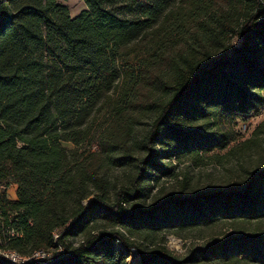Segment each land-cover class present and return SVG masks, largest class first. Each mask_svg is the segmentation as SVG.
I'll use <instances>...</instances> for the list:
<instances>
[{
    "label": "trees",
    "instance_id": "obj_1",
    "mask_svg": "<svg viewBox=\"0 0 264 264\" xmlns=\"http://www.w3.org/2000/svg\"><path fill=\"white\" fill-rule=\"evenodd\" d=\"M83 1L87 9L72 17L59 0H0V247L51 253L43 264L264 261V232L229 235L185 259L160 236L221 219H264V167L226 191L126 207L171 172L159 152L133 153L145 117L156 113L145 147L158 142L173 158L224 146L192 129L197 121L219 110L246 119L259 111L262 0ZM120 3L128 13L116 11ZM240 24L242 43L233 46ZM263 127L232 153L254 144ZM95 142L98 150L87 148ZM130 165L134 185L149 187H122L111 201L105 172ZM4 184L17 186L15 198ZM132 249L138 259L129 262Z\"/></svg>",
    "mask_w": 264,
    "mask_h": 264
},
{
    "label": "rangeland",
    "instance_id": "obj_2",
    "mask_svg": "<svg viewBox=\"0 0 264 264\" xmlns=\"http://www.w3.org/2000/svg\"><path fill=\"white\" fill-rule=\"evenodd\" d=\"M59 2L69 8L72 17L87 9L83 0H59ZM262 2L264 3V0ZM124 6L125 4L120 3L115 6V9L119 13H128L129 9H124ZM260 18H264V12ZM240 32L241 24L237 27L234 36L231 37L233 46H239L242 43ZM262 94L264 96V89ZM155 119L156 113L145 117L142 123L136 126L131 147L138 159L146 156L150 151L159 152L157 156L158 163L170 168L171 172L161 175L158 180H152V191L148 196L128 198L126 207L129 209L135 207L149 209L156 196L158 198L170 195L187 197L196 196L199 191L205 193L226 191L234 183L243 184L253 170L264 167V127L254 144L249 147H242L240 151L232 153V148H236L242 142L252 138L255 129L264 122V102L260 105L259 111L254 112L248 119L219 110L217 117H208L192 124L191 128L194 130H201L205 134H213L216 138L225 140L223 147H216L209 152L200 151L199 155L196 152L184 149L177 156L171 158L166 156L167 152L163 149V145L158 142L156 145L151 143L146 148V140L150 136ZM187 128H190V126ZM64 145L73 147L70 143H64ZM90 147L93 151L99 148L96 142L87 148ZM136 172L137 169L133 165L126 167L112 166L105 172L111 201L116 200V194L122 187L136 188L137 185L141 186L142 184L149 187L148 181H141L139 184L134 185L133 176L136 175ZM153 174L158 173L154 172ZM9 192V197L15 198V187H12ZM89 199L85 203H88ZM260 232H264V219L245 222L221 219L195 229L165 231L160 236L166 237L167 247L177 257L185 259L197 249L207 248L208 245L222 241L229 235H239L240 233L251 235ZM78 240L71 239L74 245L78 244ZM117 244L119 245V243ZM128 254L129 262L138 259L136 249H132ZM219 264H264V261L241 258L238 261H225Z\"/></svg>",
    "mask_w": 264,
    "mask_h": 264
},
{
    "label": "built area",
    "instance_id": "obj_3",
    "mask_svg": "<svg viewBox=\"0 0 264 264\" xmlns=\"http://www.w3.org/2000/svg\"><path fill=\"white\" fill-rule=\"evenodd\" d=\"M12 187H15V190L17 189V186L15 184L10 185H2L1 188L7 191V194L9 196V191ZM2 212L0 210V220L3 219ZM11 222V220H10ZM5 223H0V234L4 231ZM7 228H10V225H8ZM11 235H17L19 232H15L13 229L10 230ZM54 236L57 238L59 236L58 232H54ZM51 253H46L43 251H36L30 255H23L19 253L16 250L0 247V260L4 261L9 264H43L44 261L50 257Z\"/></svg>",
    "mask_w": 264,
    "mask_h": 264
},
{
    "label": "bare ground",
    "instance_id": "obj_4",
    "mask_svg": "<svg viewBox=\"0 0 264 264\" xmlns=\"http://www.w3.org/2000/svg\"><path fill=\"white\" fill-rule=\"evenodd\" d=\"M136 256V255H135Z\"/></svg>",
    "mask_w": 264,
    "mask_h": 264
}]
</instances>
